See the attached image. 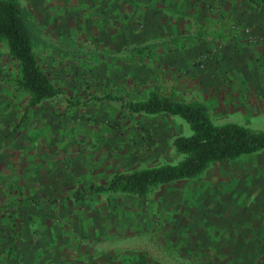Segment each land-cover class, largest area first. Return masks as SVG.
I'll use <instances>...</instances> for the list:
<instances>
[{"label":"rangeland","instance_id":"374dc122","mask_svg":"<svg viewBox=\"0 0 264 264\" xmlns=\"http://www.w3.org/2000/svg\"><path fill=\"white\" fill-rule=\"evenodd\" d=\"M9 1L22 11L40 68L63 94L28 108L19 64L0 37V264L36 251L44 259L69 248L72 237L84 245L139 249L127 264L139 257L148 264H264V150L211 162L194 177L146 194L67 198L120 172L179 163L183 156L172 141L192 134L178 116L131 113L117 101L93 97L138 102L156 93L202 103L217 126L264 130V6L247 0ZM249 53L258 55L254 64ZM189 54L199 69H229L221 96L215 91L218 98L211 99L204 87L183 81L184 71L169 72L170 57L181 62ZM44 197L58 202L18 203Z\"/></svg>","mask_w":264,"mask_h":264},{"label":"trees","instance_id":"16d2710c","mask_svg":"<svg viewBox=\"0 0 264 264\" xmlns=\"http://www.w3.org/2000/svg\"><path fill=\"white\" fill-rule=\"evenodd\" d=\"M248 1L264 6V0ZM0 37L6 40L12 58L19 64L18 85L29 95L28 108L63 94L40 68L32 33L24 21L19 5L13 1L0 0ZM91 100L117 101L131 113L178 116L190 125L192 134L177 136L172 141L176 152L183 156L179 163L120 172L104 184L81 188L67 198L80 200L92 193L146 194L157 186L194 177L211 162L233 160L264 150V130L254 132L233 123L217 126L211 121L207 108L200 102L176 101L156 93H151L146 100L138 102H124L122 97L113 95L97 96ZM57 202L58 199L54 197H44L24 199L18 203L40 207ZM9 207L11 205L7 204L4 208ZM130 264L148 263L144 257H139Z\"/></svg>","mask_w":264,"mask_h":264},{"label":"crops","instance_id":"0c3cea01","mask_svg":"<svg viewBox=\"0 0 264 264\" xmlns=\"http://www.w3.org/2000/svg\"><path fill=\"white\" fill-rule=\"evenodd\" d=\"M251 51L256 52L255 50ZM260 55H262V53ZM255 56L258 57L257 53H255L254 56L249 53L248 58L250 64H254ZM195 60V55L193 56L191 54L184 56L182 60H180L181 62L175 61V58L170 57L168 62L169 72L175 74L178 70L180 72L184 71L183 74H185V76L183 81L185 80V82L187 81L190 84L193 82V84H191L192 86L204 87L208 90L207 92L211 94L209 95L211 99L218 98V95L221 96L219 93L222 89L221 84L226 83V81L228 83L230 80L229 69L226 67H217L213 64L202 70L199 69L197 64L198 61ZM224 78H226V81H224ZM215 91H218L217 96L215 95ZM72 239L74 238H71V245L69 248L61 246L58 249L49 251V255L47 254L44 259H42V253L36 251L32 252L31 255L22 257L21 261H17L13 264H127L128 262L126 260L130 256H137L140 252L139 249H135L130 245H110L101 248L99 245L93 244V242L84 245V243Z\"/></svg>","mask_w":264,"mask_h":264},{"label":"built area","instance_id":"2783aa9c","mask_svg":"<svg viewBox=\"0 0 264 264\" xmlns=\"http://www.w3.org/2000/svg\"><path fill=\"white\" fill-rule=\"evenodd\" d=\"M260 38H261V39H264V28H263V30L261 31Z\"/></svg>","mask_w":264,"mask_h":264}]
</instances>
